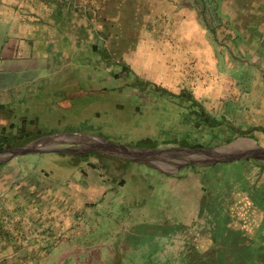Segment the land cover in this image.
<instances>
[{"label": "rangeland", "instance_id": "374dc122", "mask_svg": "<svg viewBox=\"0 0 264 264\" xmlns=\"http://www.w3.org/2000/svg\"><path fill=\"white\" fill-rule=\"evenodd\" d=\"M224 1L234 11L240 0H82L97 11V15L91 13L98 37L97 57L92 56L90 63L87 56L80 60L58 57L64 66L56 71V79H48L45 90H28L25 98L14 95L10 104L17 116L12 113L11 118L34 120L30 128L41 129L43 135L88 132L137 147H149L137 145L145 140L156 144L152 148L213 147L239 137L232 125L233 108L224 105L218 87L211 90L216 95L205 92L201 86L205 73L198 72L206 47L218 55L223 49L217 26ZM191 56L198 67L195 72L193 62L179 63ZM179 67L187 72H182L177 87L155 76L158 70ZM217 78L223 77L213 78L211 84L217 86ZM41 79L34 75L29 85ZM13 82L12 76H4L5 86ZM2 92L10 97L9 91ZM96 94H106V101L73 104L81 96L92 100ZM225 95L233 100V88ZM201 106L221 123H208ZM93 151L99 152L87 160L71 155ZM93 151L33 153L0 164V179L25 181L40 196L48 188L57 190L63 197V213L77 220L81 244L67 243L56 253L62 260L49 264H158L161 259L163 264H182L180 256L186 246L203 248L208 243L209 222L200 216L210 180L203 177L204 165L167 173L123 156ZM175 175L178 179H168ZM211 180L218 188L210 194L219 197L224 186H218V179ZM18 207L27 208L21 200ZM256 218L255 228L260 224ZM112 255L114 262H97Z\"/></svg>", "mask_w": 264, "mask_h": 264}, {"label": "crops", "instance_id": "0c3cea01", "mask_svg": "<svg viewBox=\"0 0 264 264\" xmlns=\"http://www.w3.org/2000/svg\"><path fill=\"white\" fill-rule=\"evenodd\" d=\"M227 8L224 1L217 26L223 49L218 55L206 47L207 51L200 56L201 70L197 71L205 73L201 75L205 92L215 94L211 90L218 87L224 105L233 108L232 125L239 137L227 143L236 141L241 148H264V0H240L234 11ZM96 12L82 0H0V102L10 104L16 98L14 95L25 98L28 90H45L48 81L56 79V71L64 66L57 61L58 57L75 56L80 60L87 56L88 63L92 56L97 57L98 37L91 16ZM181 55L177 53L178 58ZM188 61L193 62L191 69L195 72L198 67L192 56L179 63ZM183 71L187 72L181 67L158 70L155 76L161 83L170 80L177 87ZM7 74L15 82L5 86ZM34 75L42 79L31 87L29 81ZM215 77H223L217 78V86L211 84ZM228 82L232 86L227 87ZM229 88H233V100H227L225 95ZM2 91H9L10 97H4ZM204 166L203 177L218 179L220 186H224L218 199L220 216L227 217L229 222L227 231H253L256 217L260 221L264 215L256 198L258 191L264 192V162L245 157ZM168 179H178V175ZM17 180L0 179V264H49L62 260L56 254L59 248L67 243L75 246L76 241L81 244L82 231L76 226L77 220L63 213V197L57 190L48 188L40 196L33 185L27 187V182ZM210 180L208 191L215 185ZM19 200L26 204V209L18 207ZM203 218L208 220L207 216ZM190 245L181 252L180 261L187 257ZM209 246L210 241L203 248ZM114 258L112 255L97 262L109 263ZM158 262L163 264L162 259Z\"/></svg>", "mask_w": 264, "mask_h": 264}, {"label": "trees", "instance_id": "16d2710c", "mask_svg": "<svg viewBox=\"0 0 264 264\" xmlns=\"http://www.w3.org/2000/svg\"><path fill=\"white\" fill-rule=\"evenodd\" d=\"M105 58H108L106 53ZM124 70L126 74H129L126 68ZM135 83L142 85L140 84L139 79H135ZM86 96L87 95L79 97V99H76L73 104H82L84 106L93 102V100L105 102V97L107 98L106 94L91 95V97L95 96V98L92 100H88L90 98ZM201 108L202 110L200 111V113H205V118L207 119L208 123H221V121H215V117L210 115V113L204 106H201ZM13 110L14 109L12 105L0 102V150L24 145L32 141L33 139L43 135L41 129L30 128L31 126H33L32 124L34 120H29L24 116H21L19 120L12 119V113L15 117L17 116V114L14 113ZM91 126H82L81 128L92 129ZM48 127L45 128L49 130L50 128ZM43 130L48 132V130L46 129ZM137 145L149 147L156 146L154 142H151L149 140H145ZM97 152L99 151H93L92 153L88 154L71 155L75 157L82 156V160H87L90 155L97 154ZM127 162L129 163L130 160H127ZM128 163L126 164V166L128 165ZM216 187L217 185H213V189H216ZM257 194L258 195L256 196V198L258 204L264 210V192L258 191ZM218 198L219 197L216 194L211 195L210 191H208L207 189L206 194L202 197L201 200L200 216L208 217L210 228V236L208 238L210 241V246L206 248H200L197 245H190V247L188 248L187 257H185L182 264H264V215L259 221V226L256 228L254 227L253 231L249 232L241 229H232L231 231H227L226 226L229 224V222L227 217L220 216V200ZM258 240L259 244L258 246H256L255 243Z\"/></svg>", "mask_w": 264, "mask_h": 264}, {"label": "water", "instance_id": "95a60500", "mask_svg": "<svg viewBox=\"0 0 264 264\" xmlns=\"http://www.w3.org/2000/svg\"><path fill=\"white\" fill-rule=\"evenodd\" d=\"M59 143L79 146L62 148L57 146ZM93 150L123 156L134 162L146 163L167 173H175L182 167L192 164L214 165L245 157H255L264 162V148L259 146L241 148L236 141L213 147L164 149L132 146L95 133L57 132L42 135L24 145L0 150V164L33 153L56 151L85 153ZM169 165H173L174 169L169 168Z\"/></svg>", "mask_w": 264, "mask_h": 264}]
</instances>
